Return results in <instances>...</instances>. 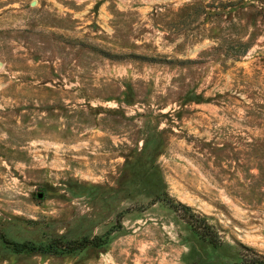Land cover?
<instances>
[{"label": "rangeland", "instance_id": "rangeland-1", "mask_svg": "<svg viewBox=\"0 0 264 264\" xmlns=\"http://www.w3.org/2000/svg\"><path fill=\"white\" fill-rule=\"evenodd\" d=\"M0 62V264L264 262V0H0Z\"/></svg>", "mask_w": 264, "mask_h": 264}, {"label": "trees", "instance_id": "trees-1", "mask_svg": "<svg viewBox=\"0 0 264 264\" xmlns=\"http://www.w3.org/2000/svg\"><path fill=\"white\" fill-rule=\"evenodd\" d=\"M181 205V204H180ZM182 206V205H181ZM187 209V206H184ZM96 241L95 239H88L85 238L80 242V248H85L88 245H96ZM14 249L16 251H34V250H40V248L33 246V245H29V244H14ZM74 249H78V248H73ZM42 251V250H41ZM260 264H264V262H260Z\"/></svg>", "mask_w": 264, "mask_h": 264}, {"label": "water", "instance_id": "water-1", "mask_svg": "<svg viewBox=\"0 0 264 264\" xmlns=\"http://www.w3.org/2000/svg\"><path fill=\"white\" fill-rule=\"evenodd\" d=\"M1 66H2V63L0 62V68H1Z\"/></svg>", "mask_w": 264, "mask_h": 264}]
</instances>
